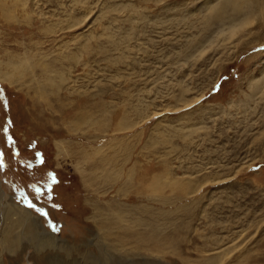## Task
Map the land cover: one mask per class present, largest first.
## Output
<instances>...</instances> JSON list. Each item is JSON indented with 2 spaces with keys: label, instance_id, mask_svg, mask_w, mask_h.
<instances>
[{
  "label": "rangeland",
  "instance_id": "1",
  "mask_svg": "<svg viewBox=\"0 0 264 264\" xmlns=\"http://www.w3.org/2000/svg\"><path fill=\"white\" fill-rule=\"evenodd\" d=\"M258 1L0 0V264H264Z\"/></svg>",
  "mask_w": 264,
  "mask_h": 264
},
{
  "label": "bare ground",
  "instance_id": "2",
  "mask_svg": "<svg viewBox=\"0 0 264 264\" xmlns=\"http://www.w3.org/2000/svg\"><path fill=\"white\" fill-rule=\"evenodd\" d=\"M254 1L258 3L257 9H259L260 2L258 0H250V3ZM260 7L262 8L261 5ZM58 154H60V151H58ZM21 235H31L35 237L38 245L47 242L51 243L53 240L54 242L57 241V235L50 230L46 231L37 216L32 214L31 211L18 206V203L6 199L4 191L0 188V249L1 247L9 246L8 250L13 253L15 252L13 255L14 261L22 257V252L24 250L25 245L20 248L15 247ZM37 254L38 252L36 255Z\"/></svg>",
  "mask_w": 264,
  "mask_h": 264
}]
</instances>
